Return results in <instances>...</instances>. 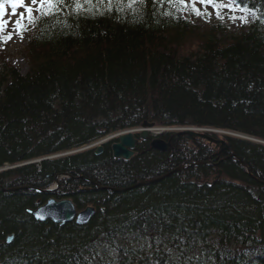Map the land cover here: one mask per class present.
I'll use <instances>...</instances> for the list:
<instances>
[{"label": "trees", "instance_id": "trees-1", "mask_svg": "<svg viewBox=\"0 0 264 264\" xmlns=\"http://www.w3.org/2000/svg\"><path fill=\"white\" fill-rule=\"evenodd\" d=\"M75 2L65 0L48 16L37 12L24 75L0 66V167H10L0 171V264H131L124 257L140 252L116 246L120 235H204L212 226L214 246L198 264H264V143L224 136L227 148L214 150V176L221 171L214 181L209 167L188 166L157 184L134 186L169 166L207 159L195 148L209 147L183 136H164L178 158L153 152L123 161L107 144L97 155L89 149L27 163L142 122L204 126L264 142V0H243L255 11L243 12L245 26L228 34L219 23L200 33L184 7L167 0L132 7L130 0H78L79 12ZM67 173L72 178H62L60 190L36 192ZM85 179L124 190L75 191L89 185ZM52 196L71 198L79 209L91 198L101 204L83 226L39 222L26 212ZM101 227L116 230L104 239L119 249V260L100 258L89 243ZM173 246L178 254L192 249ZM176 256L165 255L169 263Z\"/></svg>", "mask_w": 264, "mask_h": 264}, {"label": "bare ground", "instance_id": "bare-ground-1", "mask_svg": "<svg viewBox=\"0 0 264 264\" xmlns=\"http://www.w3.org/2000/svg\"><path fill=\"white\" fill-rule=\"evenodd\" d=\"M2 63H6L7 65L13 67L9 62L5 61L3 58H0V66L2 65ZM27 63L28 64L30 63L29 58H27ZM13 68L15 69V67H13ZM25 73H20V74L24 75ZM149 123H151V122H149ZM176 128L179 129L180 131H178ZM142 131H147V134L141 140L147 141L148 147L145 149L144 147L141 146V148H139L138 152H137V147L136 148L134 147L133 149L130 150L131 155L129 156V159L135 158V161H136V160H138V158H139L138 155H139V156H141V158L145 156V160H147V155L151 154L153 152H162V153H166L167 155L171 156L172 158H176V157L178 158L177 155H181L180 152L177 150H175V151L169 150L170 149V140L166 139L165 137H170V138L174 139V137L183 136V138H189V140L192 142H194L196 140L197 144L200 147H205V148L209 147L208 151H206V149H203V148H195L196 154L202 153L203 155L204 154L208 155L206 160L200 159V160H195V161H189L190 163H188V164H182L179 166H169L168 168L162 170V174H160L158 176L153 174L152 177L147 178L148 180H143V181H146V184H157L166 178L174 176L175 174H177L180 171L186 170L188 168V166H193V167H195V166H207V167H209L212 170L209 181H214V131H218L217 133H220L219 130H215L214 128H209V127H204V126L187 124V125H184L181 127H174L172 125H159V126L154 125L151 128L143 127L142 129H140V132H142ZM126 132H130V129L129 128L124 129V130L118 129V130L109 132L106 135H104L103 137L95 140L94 142L91 143L92 148H93V153H94L95 148L98 145L102 144L103 149H104L105 145H107V144L109 145V143H108L109 140H111L112 143H117L119 140V137L123 136ZM227 133H228V136L237 137V136H235L234 133H231V132H227ZM198 134H205L211 140H206L203 137L199 136ZM215 136H216V138H218L216 133H215ZM244 137L245 138H243V139H246V140L254 142V143H258V144L264 143V142H262L263 140L258 139V138H254L251 136H244ZM237 138H242V137H237ZM155 139H160L163 142H165L166 144H168L169 146L167 147V150L160 151L159 149H157L155 147H151V143ZM205 140L209 143H207ZM215 146L219 147L218 145H215ZM84 148H86V146L79 147L76 149L64 150V152H63L64 154H62L61 156L67 157V156L74 155L75 152H80L82 150H86ZM103 149H102V151H103ZM109 151L111 154L110 145H109ZM54 155H57V154H54ZM53 157L54 156L51 155V156H47L44 158L31 160L27 163H34V162L38 163L42 160H50V159L58 158V157H55V158H53ZM111 157H112V154H111ZM230 157H232V156H226L225 158L229 159ZM188 158L185 160L188 161ZM118 160H122V159H118ZM128 160H123V161H128ZM3 167H5V166L0 167V171H3L4 169H6ZM13 167H16V166H12L11 168H13ZM62 178L69 179L72 177L69 175V173H67L66 175H59L55 178V181L52 183V184H54L53 187H51V185H52L51 184L48 188L46 185L43 188H40L37 190H36V188H34L33 190H36V192L41 193V194L50 193V192L57 189L59 181ZM76 178L77 179H84L81 176H77ZM85 180L87 181V183L90 186H92V188H94V190L91 191V187H89V185L86 187L78 189V187L76 188V185L73 184L75 191H79V192L90 191L93 194V196H98L96 192L103 193L104 191L115 192V191H123L124 190L123 188L122 189H114V188H111L108 186H102V185L98 184L97 182H94V181H91L88 179H85ZM135 185L143 186L145 184H142L139 182L137 184H134V186ZM130 187H132V185L128 186L127 189ZM50 188H53V190L49 191L48 189H50ZM60 188H59V190H60ZM63 195H64V193H63ZM49 199H52L56 202L57 201L59 202L61 200H68L73 204L75 211L77 213L79 211L85 210L86 208H92L93 209L92 215L89 218H87L84 222H82V223L75 222V217L72 220L65 222V223L73 222L74 224L81 225V226L87 225L90 222L94 213L96 212V207H99L101 204V202L98 201L97 199L91 198L90 201H88L86 203V205H84L82 208L79 209V208H76V206L73 203L71 198L52 196ZM49 199H47V200H49ZM105 199L107 200L108 198L105 197ZM102 200L104 201V199H102ZM46 201H44V203ZM44 203H42V204H44ZM42 204H40V205H42ZM40 205H38V206H40ZM30 210H33V209L27 208L26 212L28 214H30L29 213ZM34 220H36V219H34ZM36 221H38V220H36ZM45 221L52 223V224H56L55 222H52L50 220H44V221H39V222H45ZM65 223H63V224H65ZM63 224L58 223V225H63ZM99 229L100 230H98L96 233L89 235L87 237V239H89V243L91 244L93 249L97 252V254L100 256V258H103V259H105V258L110 259L111 258L112 260H119L120 259L119 249H117L116 246H122V247L132 246L133 248H136V250L139 251L140 254L137 253L135 258L124 257V259L128 263H131V264H198L199 262L204 260L207 252H209L210 249L214 246V240H216V236L214 235V226H212L210 229V232H208L204 235L203 234L199 235L196 233H194L192 235L191 234L187 235L186 233H179V234H175V235H165L163 237H159V238L157 237L156 238L155 236H152L150 233L144 234V235L143 234H137V236H134L131 234H123V235H120L116 238V242H115L116 246L110 247V244L106 243V240L104 239L105 235L110 234V235L115 236L116 230H112L110 232H107L104 227H101ZM145 236H147L148 239H150L151 244L146 242ZM127 237H132V238H131V240H128ZM12 238H13L12 234H8L4 238L3 242L5 244H10L12 241ZM136 239L139 241V245L137 243H133L134 241H136ZM172 244L179 247L181 250L188 245H190L192 247V249H191L189 254H182V252L180 254H178L177 252H175L174 246ZM163 253L170 259L173 256H176V255L177 256L172 263H169V261L167 260V258L165 257V255Z\"/></svg>", "mask_w": 264, "mask_h": 264}, {"label": "rangeland", "instance_id": "rangeland-1", "mask_svg": "<svg viewBox=\"0 0 264 264\" xmlns=\"http://www.w3.org/2000/svg\"><path fill=\"white\" fill-rule=\"evenodd\" d=\"M26 3L30 4V0H25ZM222 3H229V0H222ZM184 7V6H183ZM196 7L200 9L204 15H196L190 7H184L182 10V15L189 19L191 21V24L195 26L200 33L209 30L213 25L219 23L221 24V32L223 34L233 33L243 26H245V23L248 21L247 15H245L243 12L239 11L238 9L236 11H231L226 7L220 8V16L223 18L220 19L217 17L216 11H214L213 7L208 5H201L199 3L196 4ZM12 7L10 4L6 3L4 4V15L3 17H0V19H3L4 21H7V26L4 28L3 32H0V36H7L9 33H12L11 39L4 40L0 42V58H3L5 61L9 62L15 69L18 70L19 73H25L28 69V63H27V44L29 37L32 33L31 29V22L27 21L26 19L22 22L23 24L27 25V27L21 31H16V25L15 21L19 19V15L13 16L12 15ZM17 13L23 12V8H17ZM37 12H34L33 15L35 16ZM235 16L236 19H231L230 17ZM245 17L246 19L242 22L240 17ZM198 31V32H199ZM192 44L190 41L186 42V45L184 46L186 49H190ZM187 51V50H186ZM189 51V50H188ZM141 127H138L136 129L140 130ZM177 129V128H176ZM180 131L179 129H177ZM217 139H222L223 134L216 133ZM240 137V136H237ZM206 141V140H205ZM207 142V141H206ZM209 143V142H207ZM96 146V145H95ZM92 147V145H91ZM89 150V149H86ZM85 150H82L80 152H83ZM78 152H75V154ZM64 154L63 152L57 155H53L55 157H62L61 155ZM66 154V153H65ZM3 168H9V165H4ZM4 169V170H6ZM54 184L51 185L53 187ZM132 237H127L128 240H131ZM146 242L151 244L150 239H148L147 236H145ZM145 242V243H146ZM133 243H137L139 245V241L136 239ZM148 244V245H149Z\"/></svg>", "mask_w": 264, "mask_h": 264}, {"label": "water", "instance_id": "water-1", "mask_svg": "<svg viewBox=\"0 0 264 264\" xmlns=\"http://www.w3.org/2000/svg\"><path fill=\"white\" fill-rule=\"evenodd\" d=\"M143 127L151 128L154 126L153 123L149 122H142L140 125ZM218 131H214V134ZM223 135H228L225 131H219ZM147 134V131H142L139 134L140 139H142ZM199 136L203 137L206 140H211L207 135L205 134H198ZM240 136L242 138H245L241 135H235ZM110 141V140H109ZM137 143V139L134 137V134L132 132H126L123 136L119 137V140L117 143H111L110 144V150L112 157L114 159H122V160H128L129 156L131 155L130 150L135 147ZM214 145H218L220 149H226L227 145L224 139H217L214 138ZM102 144L98 145L95 150L94 154L97 155L101 153L102 151ZM169 145L163 142L160 139H155L151 143V147H155L159 149L160 151L167 150V147ZM234 157V155H231ZM241 165L245 167V165L241 162ZM221 174V171L219 169H216L214 178L217 179ZM56 183V182H55ZM142 184H146V181L140 182ZM57 184V183H56ZM49 191H52L53 188L48 189ZM29 213L32 215V217L38 221H44V220H50L52 222H55L56 224H63L65 222H68L72 220L75 217V222L82 223L87 218H89L92 213V208H86L85 210L79 211L78 213L75 211V208L73 204L68 200H61V201H54L52 199L47 200L44 204L38 206L37 208L30 210ZM58 222V223H57Z\"/></svg>", "mask_w": 264, "mask_h": 264}, {"label": "snow or ice", "instance_id": "snow-or-ice-1", "mask_svg": "<svg viewBox=\"0 0 264 264\" xmlns=\"http://www.w3.org/2000/svg\"><path fill=\"white\" fill-rule=\"evenodd\" d=\"M91 0H86V3H90ZM153 2L159 3L162 0H153ZM8 3L11 5L13 11L12 15L16 16L19 15V19L15 21L16 31L21 32L23 31L27 25L23 24L22 22L26 19L31 23H35L37 17L33 15L34 12H39L41 17L51 15L55 10L56 6L59 4H64L65 0H30V4L26 3L25 0H0V17L4 15V4ZM133 3H138L143 5L145 0H130L128 7H132ZM167 3L176 7L177 5H182L184 7H190L191 10L196 15H204L200 11L199 8L196 7V4L199 3L201 5H208L213 7L214 11L217 13V17L222 19L223 17L220 16V8L226 7L231 11H236L237 9L241 12H248V11H255L254 9H250L247 5L243 4V0H229V3L225 4L222 3V0H167ZM109 4H111V0H109ZM70 7L72 5H69ZM83 6L76 0L75 2V11L79 12ZM17 8H23L24 11L17 13ZM231 19H236L235 16L230 17ZM241 21L243 22L246 18L240 17ZM7 21L0 19V32H3L4 28L7 26ZM12 33H9L7 36H0V42L11 39Z\"/></svg>", "mask_w": 264, "mask_h": 264}, {"label": "flooded vegetation", "instance_id": "flooded-vegetation-1", "mask_svg": "<svg viewBox=\"0 0 264 264\" xmlns=\"http://www.w3.org/2000/svg\"><path fill=\"white\" fill-rule=\"evenodd\" d=\"M135 135H136L137 138H139L138 134H135ZM146 145H147V147H148V143H147V141H145V140H141V139H138V142L136 143L135 148L137 147V149H138V148H141V146H142V147H146ZM223 149H224V148H223ZM214 150H218V152H220L222 149H220L219 147H217V146L214 145ZM59 187H60V184H58L57 189H58Z\"/></svg>", "mask_w": 264, "mask_h": 264}]
</instances>
